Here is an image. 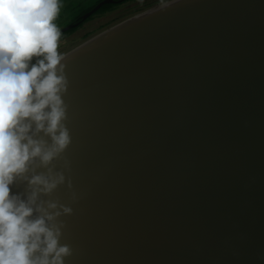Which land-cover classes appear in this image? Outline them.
<instances>
[{
	"label": "water",
	"instance_id": "1",
	"mask_svg": "<svg viewBox=\"0 0 264 264\" xmlns=\"http://www.w3.org/2000/svg\"><path fill=\"white\" fill-rule=\"evenodd\" d=\"M58 52L66 264H264V0H152Z\"/></svg>",
	"mask_w": 264,
	"mask_h": 264
},
{
	"label": "clouds",
	"instance_id": "2",
	"mask_svg": "<svg viewBox=\"0 0 264 264\" xmlns=\"http://www.w3.org/2000/svg\"><path fill=\"white\" fill-rule=\"evenodd\" d=\"M59 10L60 0H0V264H66L73 255L61 243L72 210L51 198L66 181L54 161L71 143Z\"/></svg>",
	"mask_w": 264,
	"mask_h": 264
},
{
	"label": "trees",
	"instance_id": "3",
	"mask_svg": "<svg viewBox=\"0 0 264 264\" xmlns=\"http://www.w3.org/2000/svg\"><path fill=\"white\" fill-rule=\"evenodd\" d=\"M102 1L104 0H60V10L54 22L57 25V27H58V24H60V22L63 20L67 21V24L65 25V27L68 26V24H71L73 22H80L81 17L84 14L91 11L94 7H96ZM136 1L138 0H124L122 3L106 4L102 6L96 14L89 17L86 21L82 22L77 28L64 32V33L60 32L61 36L58 42L64 41L67 37L74 34L79 29H81L84 26V24H86L87 22H90L94 20L95 18L100 17L102 15L113 12L116 9H118L120 6H122L123 4L130 3V2H136ZM61 29L59 28V30ZM88 36L89 35H87L86 38ZM37 59H40V58L34 57L32 63H35Z\"/></svg>",
	"mask_w": 264,
	"mask_h": 264
},
{
	"label": "rangeland",
	"instance_id": "4",
	"mask_svg": "<svg viewBox=\"0 0 264 264\" xmlns=\"http://www.w3.org/2000/svg\"><path fill=\"white\" fill-rule=\"evenodd\" d=\"M152 0H138L136 2H130V3H126V4H123L122 6H120L118 9H116L115 11L111 12V13H108V14H105V15H102L100 17H97L95 18L94 20L90 21V22H87L86 24H84V26L79 29L77 32H75L74 34L70 35L69 37H67L64 41H61V42H67L69 40H71L72 38L76 37L77 35L85 32L86 30L94 27L95 25L105 21V20H108L112 17H115L117 15H120V14H123L125 12H128L140 5H143L147 2H150ZM67 24V21L66 20H63L60 22V24H58V27L61 29L63 27H65V25ZM69 25V24H68ZM61 42H58V43H61Z\"/></svg>",
	"mask_w": 264,
	"mask_h": 264
}]
</instances>
